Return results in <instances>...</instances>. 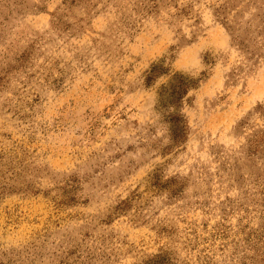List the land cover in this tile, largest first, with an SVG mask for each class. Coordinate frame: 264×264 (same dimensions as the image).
<instances>
[{"label": "rangeland", "instance_id": "1", "mask_svg": "<svg viewBox=\"0 0 264 264\" xmlns=\"http://www.w3.org/2000/svg\"><path fill=\"white\" fill-rule=\"evenodd\" d=\"M0 264H264V0H0Z\"/></svg>", "mask_w": 264, "mask_h": 264}]
</instances>
